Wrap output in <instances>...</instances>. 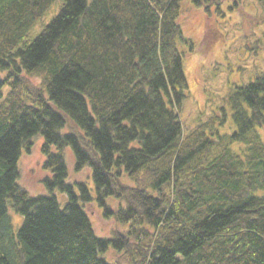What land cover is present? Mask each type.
<instances>
[{
	"label": "trees",
	"instance_id": "obj_1",
	"mask_svg": "<svg viewBox=\"0 0 264 264\" xmlns=\"http://www.w3.org/2000/svg\"><path fill=\"white\" fill-rule=\"evenodd\" d=\"M56 1L0 0V264H264V70L185 129L182 0H62L32 32ZM35 137L47 194L20 183Z\"/></svg>",
	"mask_w": 264,
	"mask_h": 264
},
{
	"label": "rangeland",
	"instance_id": "obj_2",
	"mask_svg": "<svg viewBox=\"0 0 264 264\" xmlns=\"http://www.w3.org/2000/svg\"><path fill=\"white\" fill-rule=\"evenodd\" d=\"M61 2L57 0L51 6L32 32H38L41 25L50 21ZM180 8V23L193 46L192 50L186 51L183 59L188 92L180 119L187 129L195 124L199 116L205 119L213 111L217 113L219 107L226 104L227 94L234 84L251 79L256 71L264 70V12L257 0H212L199 7L191 0H182ZM228 123L220 128V133L230 131ZM261 134L264 140V127L261 128ZM41 144V138H33L30 150H23L19 159L20 183L32 194L48 193L41 183L47 174L41 168L44 159ZM66 158L70 179L92 185L89 169L84 167L75 172L68 150ZM52 193L61 204L65 203L64 193L58 190ZM115 204L113 201L112 205ZM85 208L97 234L109 235L117 229L114 220L100 216L95 204H88ZM10 211L16 229L22 216L12 209ZM105 255L110 260L127 264L126 259L113 250Z\"/></svg>",
	"mask_w": 264,
	"mask_h": 264
}]
</instances>
